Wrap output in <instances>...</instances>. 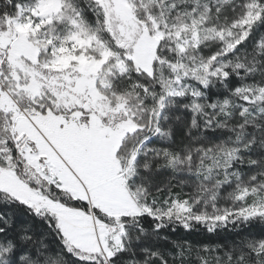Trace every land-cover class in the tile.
Segmentation results:
<instances>
[{"label": "snow or ice", "instance_id": "6c2138e0", "mask_svg": "<svg viewBox=\"0 0 264 264\" xmlns=\"http://www.w3.org/2000/svg\"><path fill=\"white\" fill-rule=\"evenodd\" d=\"M0 264H264V0H0Z\"/></svg>", "mask_w": 264, "mask_h": 264}, {"label": "trees", "instance_id": "16d2710c", "mask_svg": "<svg viewBox=\"0 0 264 264\" xmlns=\"http://www.w3.org/2000/svg\"><path fill=\"white\" fill-rule=\"evenodd\" d=\"M179 234V233H178Z\"/></svg>", "mask_w": 264, "mask_h": 264}]
</instances>
